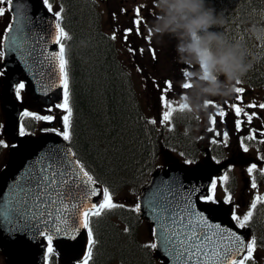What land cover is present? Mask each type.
Segmentation results:
<instances>
[{
  "label": "water",
  "instance_id": "95a60500",
  "mask_svg": "<svg viewBox=\"0 0 264 264\" xmlns=\"http://www.w3.org/2000/svg\"><path fill=\"white\" fill-rule=\"evenodd\" d=\"M11 18L3 36V96L4 104L9 114L7 130L11 134L16 132V124L19 116L18 105L15 102L13 89L17 77L23 74L32 98L46 104L51 98L60 101L62 87L59 80L58 67L51 57L58 53L57 44L54 43L56 19L45 11L40 0H16L13 10L9 11ZM19 16V19L17 17ZM11 26V27H10ZM21 36L23 37L21 39ZM17 37L21 44L18 50H12V38ZM16 142L11 147L10 159L0 171V211L15 204L22 195L21 188L34 187L35 178L48 169L49 173L54 170L53 156L60 160V170L65 167L70 172L79 173L76 167L77 161L69 147L56 135L46 134L37 138L31 136L14 137ZM69 161L71 163L69 164ZM222 167L200 163L188 168L174 160L164 169L155 171L148 183L143 186L137 196L136 206H140L138 213L146 219L152 227L153 243L156 256L163 260L162 264H180L172 256L160 247V242L154 231L159 230L160 221L157 220L159 213L158 204L171 201L177 211L186 209L187 204L194 205V212L204 217L206 223L201 222V230L212 235L218 244H231L225 235L217 231L216 225L226 229L228 233H235L241 240L249 241V232H240L228 219L227 213L221 204L209 206L201 204L197 198L203 196L212 175L217 174ZM84 181L80 189H75L73 199L59 201L50 211L54 215L55 224L66 227V232H52V245L62 258L63 264H69L84 258L89 247V237L86 228L81 226L84 211H95L92 205H99L103 198V188L95 183L88 184L86 177L80 174ZM83 189V190H81ZM92 189L96 195H90ZM193 189H197L193 192ZM153 198L155 210L148 205V199ZM27 199V197H25ZM52 199L57 197L53 194ZM39 203V201H36ZM47 207V206H45ZM59 209L60 211H57ZM65 209L67 211L65 212ZM68 219L64 225L63 219ZM69 217H71L69 219ZM47 226L41 224L43 234H36L32 238V232L23 234L7 231L6 225L0 219V248L9 259L10 264H38L44 253V236L49 234V229L54 228L53 219L45 217ZM167 222V214L164 217ZM196 222L195 215L186 217ZM73 221L75 227L73 229ZM71 236L72 238H68ZM14 237V238H13Z\"/></svg>",
  "mask_w": 264,
  "mask_h": 264
},
{
  "label": "trees",
  "instance_id": "16d2710c",
  "mask_svg": "<svg viewBox=\"0 0 264 264\" xmlns=\"http://www.w3.org/2000/svg\"><path fill=\"white\" fill-rule=\"evenodd\" d=\"M56 1L62 28L69 37L63 41L72 111L70 139L66 142L76 159L95 181L108 189L112 198L120 193L128 195L123 207L89 216L94 243L87 263L157 264L150 245L140 237L144 222L132 211L131 204L150 173L159 167L155 164V153L167 144V137L157 133L143 118L113 41L100 30L92 2ZM237 3L235 13L240 18L231 19L234 12L231 9L215 10L224 26L217 31L235 27L233 21L238 25L247 10L252 14L259 7L264 13V0H237ZM162 137L164 140L160 141ZM251 231L255 247L264 250L261 223L251 226Z\"/></svg>",
  "mask_w": 264,
  "mask_h": 264
},
{
  "label": "snow or ice",
  "instance_id": "6c2138e0",
  "mask_svg": "<svg viewBox=\"0 0 264 264\" xmlns=\"http://www.w3.org/2000/svg\"><path fill=\"white\" fill-rule=\"evenodd\" d=\"M44 5L51 12L52 7L49 0H43ZM16 5V0H0V16L5 15L6 11H11ZM56 20H60V13L57 12ZM137 26L140 25V9L136 10ZM19 19V16L17 17ZM11 27V26H10ZM128 31L126 30L125 38H127ZM137 34H139V29L137 28ZM151 35V33H150ZM23 37L21 36V39ZM115 39V35L112 37ZM69 39L67 33L64 31L60 23H56L55 25V36L54 43L59 45L58 53L54 54L51 59L56 62V66L58 67L59 72V80L60 85L63 88V103L57 105L65 115L62 117L64 129L63 132H57V135H62L64 140H69V127L72 116V111L69 106V83H68V61L66 59V49L63 41ZM21 47L20 42L17 37L12 38V50H18ZM132 51V49H130ZM140 51H143L141 49ZM4 53L0 52V59L3 58ZM155 55L153 54V59H155ZM0 75H3L0 72ZM182 77L184 82L181 87L184 90H188L191 87V84L187 81L188 72L183 71ZM240 82H237L239 85ZM25 85L20 83L15 88V93L17 98H20L21 91L24 89ZM173 85L171 82H166L165 91L171 90ZM244 91L243 88L235 87L234 92L237 95V99H239V94H242ZM183 96L181 97V99ZM162 106L165 111L162 114V122L170 123L174 114L176 112H185L188 110V106L186 104L177 103L173 101L165 100L164 96H161ZM217 107L213 102L207 101L205 103V107ZM247 107H255V105L249 104ZM261 109H264V104L259 105ZM232 108L237 117H240L243 114L246 117V122H251L255 116V113L249 115L243 111L242 107H238L235 104L232 105ZM25 117L29 116L28 112L23 113ZM216 115H218L221 119L225 117L226 113L223 110L217 111ZM36 120H45L51 122L53 117L51 116H39L36 115L33 117ZM155 123V120L151 121ZM210 124H215L216 120L213 117L209 118ZM241 121L239 119L236 120L237 130L240 128ZM212 128H209V131H212ZM21 136L25 135L23 127L20 128ZM225 141L227 140V133L224 134ZM253 137L249 136L248 139H252ZM0 147H7L2 141H0ZM245 152L248 149L245 147L243 149ZM71 150L69 149V152ZM53 165L50 167H54V170L49 173V170L43 169L42 173L35 178L34 187L29 186L26 190L21 188L22 195L16 200L15 204L11 207L5 208L3 211H0V219L6 225H9L7 231L9 233H25L32 232V238H35L36 234H43V230L41 228V224L47 226L45 217H49L53 219V224H55V219L53 213L50 209L57 204L59 201L63 203L64 199L71 200L77 194L75 189H80V185L84 183L81 179L80 174L83 177H86L88 184L95 183L93 178L84 171V168L79 165L77 162L76 167L79 169V173L72 171L70 172L67 167H65L62 171L60 170L59 164L57 163L60 158L58 156H53ZM187 163H192V161H186ZM71 161H69V164ZM255 169V165L248 168L249 174H251ZM224 182H227L228 177H223ZM217 181L214 179L211 185V191L214 193L216 188ZM252 187L255 188V182L252 183ZM83 190V189H81ZM197 189H193L195 192ZM53 194L57 197L56 200L52 199ZM90 195H96V190L92 189L89 193ZM27 197V199H25ZM204 202H212L215 203L214 195H209L201 198ZM230 197L225 201L228 203L230 201ZM39 201V203H36ZM264 202V197H257L255 201L250 205L251 209L256 208L257 202ZM148 205L150 208H155L157 206L153 205V198L148 199ZM47 206V207H45ZM115 207H123L122 205H116L112 202V196L109 193L108 189L105 188L103 190V201L99 205H92L93 209L96 211L92 212V215L99 216L101 215L103 210H108ZM194 205L187 204L185 211L181 209L177 211L176 207L173 206L171 201H167L165 203L158 204L159 213L157 214V220L160 221L159 230L154 231V234L157 236V239L160 242V247L164 249V251L172 256L174 260L180 262V264H248V261H254V250L256 241L254 239L250 241L241 240V238L235 233H228L226 229H221L219 225H216V229L221 233V238L227 236V239L231 241V244L225 245L223 243L218 244L217 241L213 238L212 235H209L207 232L201 230L200 224L201 222L206 223L204 217L194 212ZM140 206L137 205L132 211H139ZM57 211H60L57 209ZM67 209H65V212ZM167 214V222L164 217ZM89 215L88 211H84L82 213V221L81 226L83 228L89 229ZM195 215L197 217L196 222L193 223L191 219H186V217ZM253 212L248 211L242 218H237L233 215V220L236 221L239 227H244L245 223L252 217ZM71 217H69L70 219ZM63 219V217H62ZM64 225L68 224V219H63ZM75 227V221H73V229ZM61 233L66 232V227H61L59 224H55L54 228L49 229V234L45 236V239L48 241V254L51 255L52 249V232ZM89 237V245L91 246L94 241L92 240V232L91 229L88 231ZM14 238V237H13ZM68 238H72L69 236ZM151 248H157V244L153 243L150 245ZM88 255H91V251L89 250ZM47 258V257H46ZM84 264H87V259L84 260Z\"/></svg>",
  "mask_w": 264,
  "mask_h": 264
},
{
  "label": "flooded vegetation",
  "instance_id": "af4514ba",
  "mask_svg": "<svg viewBox=\"0 0 264 264\" xmlns=\"http://www.w3.org/2000/svg\"><path fill=\"white\" fill-rule=\"evenodd\" d=\"M123 3V1H121ZM0 18V41L3 30L6 28L9 21V13L6 11L5 15ZM144 36L150 34L146 30L142 31ZM150 38V36H148ZM141 45L145 44V40L139 42ZM156 43L152 42L151 47L153 54L159 55L156 66H153V62L145 63V70L152 74H156V70L163 71V77H168L169 81L174 84V87H180L183 95L188 91L182 89L181 85L184 82L182 72L185 71L188 66L179 63L177 57L172 56L173 50L166 49V43H157L159 48H164L167 53L157 52ZM173 45V44H172ZM175 45V44H174ZM1 52V50H0ZM148 59V57L146 58ZM161 60V61H160ZM167 60V61H165ZM158 75V74H157ZM161 76V75H159ZM176 80V82H174ZM1 84V75H0ZM236 87L243 88L242 94H239V99L235 92L230 97L223 100L222 97H211L209 101L213 102L217 107H207L205 111H201V114L195 117L196 125L193 124L187 134L184 144L196 142V135L194 131L195 126H200L202 121L203 127L199 132V142L197 150L199 154L207 162H214L215 164H223L225 170L219 176L214 178L218 183V189L222 195L236 199L242 196L244 193H249L250 196H261L264 193V109H261L259 105L264 104V82L258 84H250L249 80L243 79V81L236 85ZM180 90V89H179ZM181 92V91H180ZM235 104L238 107H242L243 111L251 115L255 113V116L251 122H246V117L241 114L240 117L235 115L232 105ZM252 104L255 107H247ZM39 110H45L44 116H51L53 119L51 122L45 120H39V122L30 121L27 124L26 121L20 120L18 130L23 127L24 132L38 135L42 133H56L58 123L60 120V112L56 105L49 104L45 107H38ZM223 110L226 115L221 119L216 115L217 111ZM213 117L216 123L210 124L209 118ZM241 121L240 128L237 130L236 120ZM212 128V131H209ZM187 133V132H186ZM227 133V140L225 141L224 134ZM253 137L248 139V137ZM0 141H2L7 147H0V168L4 165L8 156V146L11 143L9 135L4 133L2 125L0 126ZM248 151H244V148ZM255 165L254 171L249 174L248 168ZM227 176V182H224L223 177ZM255 182L256 187H252V183ZM0 264H7L4 257L0 254ZM42 264H49L45 261Z\"/></svg>",
  "mask_w": 264,
  "mask_h": 264
},
{
  "label": "rangeland",
  "instance_id": "374dc122",
  "mask_svg": "<svg viewBox=\"0 0 264 264\" xmlns=\"http://www.w3.org/2000/svg\"><path fill=\"white\" fill-rule=\"evenodd\" d=\"M121 1H123V5H121ZM236 2V0H215V3H217L219 5L218 7L223 11L227 9L228 4L235 5ZM96 3L101 15L100 28L102 31H104V33L111 37L115 35V39H113V41L115 44V48L117 49L118 59L131 78V84L134 88V94L136 96L138 105L141 107L143 117L155 127L158 133H161L162 130L166 129L165 126L167 124V122H162V114L165 109L162 106V101L160 99L161 96L163 95L165 100L167 101L180 103L183 92L180 87H172L171 90L165 91L166 85L164 83L168 82V78H163L162 70H156V74H158V76L145 70L144 65L146 62H153V66H156L159 55H156V58L153 59V49L151 47V43L155 42V46H157V41L151 34L149 35V40L145 38V44L141 47L137 36L140 33L137 34V28L139 30L144 28L150 30L152 21L156 16L154 0H96ZM50 4L52 7L51 12L57 13V5L54 2H50ZM138 8L140 9L139 18L141 20L139 26H137L136 24L137 18L133 16L134 14H136V10ZM110 12H112V14L117 16L119 19L115 16L111 17ZM0 18L2 17L0 16ZM263 20L264 18H261L259 19V21L253 22V24L251 23L246 27L247 29L252 27L253 25H256L257 27H264ZM126 30H131L128 31L127 38H125ZM246 35H249L248 32ZM240 36L244 37L243 35ZM166 40H168L167 37ZM246 47L251 48L261 57V65L259 63H255L252 69H257L262 73L264 77V45L260 44L254 39H251V46ZM130 49H132V51H130ZM141 49H143V51H140ZM168 49L169 48H167V50ZM157 50L158 53H167L164 48L158 47ZM147 57L148 59H146ZM192 70H195V68H193ZM159 75L161 76L159 77ZM178 89H180L181 92ZM223 100L226 99L223 98ZM18 103L20 105L21 112H28L29 114L34 115L39 114V111L36 108L37 105L31 101L26 87H24V89L21 91ZM200 114L201 112L196 114L195 117ZM182 115L178 116L176 119V123L178 124V133H181L182 130ZM6 119L7 116L5 110L2 104H0V126L5 124ZM152 120H155V123H152ZM201 127H203L202 121L200 122V126L194 127L196 138H199V132L202 129ZM163 140L164 138L162 137L160 141ZM178 152L179 147H169L167 145H164L161 146L158 152L155 153V157L159 161V164H166L173 158L183 159V156L178 154ZM217 190V184L214 193L210 189V195H214L215 198V203L209 202L210 204H218L219 202H225L228 199ZM127 196L126 194L120 193L116 197L112 198V202L119 205L127 204ZM257 197H264V193L261 196H250L249 193H244L242 196L234 199L233 201L230 200L228 203H225L226 211L232 219L233 215H235L237 218H242L248 211H254V209L250 208V205L253 203V201L256 200ZM256 206H258L257 211L259 216H261V219L264 220V202L258 201ZM140 237L144 242H151L150 228L147 224L142 225L140 229ZM253 256L254 261L258 262L259 264H264L263 251L255 248Z\"/></svg>",
  "mask_w": 264,
  "mask_h": 264
},
{
  "label": "clouds",
  "instance_id": "9594fccd",
  "mask_svg": "<svg viewBox=\"0 0 264 264\" xmlns=\"http://www.w3.org/2000/svg\"><path fill=\"white\" fill-rule=\"evenodd\" d=\"M156 16L150 32L157 43L175 40L177 61L188 66L191 87L180 103L185 113L195 116L205 111L211 97H230L237 85L259 63L261 57L246 47L239 37L229 39L215 29L223 20L207 0H154ZM251 39L264 45V27L247 29ZM195 68V70H192Z\"/></svg>",
  "mask_w": 264,
  "mask_h": 264
},
{
  "label": "bare ground",
  "instance_id": "6f19581e",
  "mask_svg": "<svg viewBox=\"0 0 264 264\" xmlns=\"http://www.w3.org/2000/svg\"><path fill=\"white\" fill-rule=\"evenodd\" d=\"M140 119V118H139ZM143 125V124H142ZM141 165V164H140ZM140 171V170H139Z\"/></svg>",
  "mask_w": 264,
  "mask_h": 264
}]
</instances>
